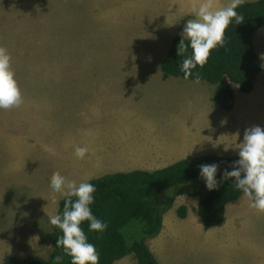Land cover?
<instances>
[{
	"label": "rangeland",
	"instance_id": "rangeland-1",
	"mask_svg": "<svg viewBox=\"0 0 264 264\" xmlns=\"http://www.w3.org/2000/svg\"><path fill=\"white\" fill-rule=\"evenodd\" d=\"M185 15L183 0H0V46L11 54L23 94L19 107L0 110V264L10 256H49L46 233L53 225L47 212L56 210L49 201L55 174L78 181L97 164L105 169L101 176L119 168L165 167L169 164L148 163L152 157L143 141L158 150L167 147L166 136L181 147L172 151L173 162L185 157L180 156L185 136L196 156L230 157L239 153L246 129L264 128L256 103L261 94L250 95L253 87L264 91L261 36L254 47L262 75L247 94L232 83L236 104L230 110L212 104L215 85L172 75L162 79L160 61L171 39L183 36L186 22L194 18ZM89 108L85 123L92 135L102 136H55L62 124L75 123L76 115L84 118ZM76 146L88 148L85 158L75 156ZM135 147L137 161L127 163L123 152ZM128 164L133 165L126 169ZM203 181L190 184L206 190ZM239 199L227 211L230 218L236 214L237 228L204 231L190 216L185 243L170 237L160 264H264V212L249 207L246 196ZM133 260L116 264H136Z\"/></svg>",
	"mask_w": 264,
	"mask_h": 264
},
{
	"label": "trees",
	"instance_id": "trees-1",
	"mask_svg": "<svg viewBox=\"0 0 264 264\" xmlns=\"http://www.w3.org/2000/svg\"><path fill=\"white\" fill-rule=\"evenodd\" d=\"M237 12L243 16L241 23L233 20L225 30L224 45L213 49L207 64L203 68L198 66L188 78L215 85L212 103L214 107L224 110H230L234 105L232 83L241 92H250L261 70L252 36L264 25V0L245 1ZM182 38V35H178L170 41L168 51L160 62L162 79L169 75L184 78L181 64L191 54V49L178 56ZM183 39L184 43H188L186 37ZM238 160L239 154L230 157L213 154L187 156L154 170L117 171L88 180L97 189L92 211L107 224V229L103 232L89 231L87 221L81 227L88 235L89 242L96 246L100 264H113L127 255H132L137 264H159L147 240L160 232L162 215L173 206L179 195L198 197L197 215L204 230L220 226L224 221L226 206L244 195L236 188L235 178L224 180L211 191L192 185L190 181L201 178L200 165L212 163L219 166L217 180L220 181L225 170L238 167L235 164ZM170 188L175 189L169 191ZM64 206L65 199L62 198L56 214H62ZM186 212L184 205L177 208V215L181 218L186 216ZM61 236V230L55 226L46 233L52 246L48 257L10 256L1 264H57L55 258L61 255L63 259L60 264H70V257L56 245Z\"/></svg>",
	"mask_w": 264,
	"mask_h": 264
},
{
	"label": "clouds",
	"instance_id": "clouds-1",
	"mask_svg": "<svg viewBox=\"0 0 264 264\" xmlns=\"http://www.w3.org/2000/svg\"><path fill=\"white\" fill-rule=\"evenodd\" d=\"M245 0H229V3L214 9L212 0H201L199 5H192L191 12L194 19L186 22L183 38L179 43L178 56L191 49L181 64L184 79L193 75L198 66L203 68L207 64L213 49L222 47L225 43V30L235 20L241 23L243 16L237 9ZM11 54L0 46V110L19 107L23 103V94L11 67ZM213 104V103H212ZM238 167L225 170L221 180H217L218 164L200 165V176L208 190L217 189L224 180L235 178L236 188L243 192L249 200V207L264 212V128L254 126L245 130L242 143L239 144ZM88 153L87 147L76 146L74 154L83 159ZM243 173V176H242ZM51 192L59 194L65 199L62 214L49 216V223L62 232L57 239V247L62 248L63 254L70 257V264H100V254L96 246L89 242V237L81 225L87 221L89 231L103 232L107 224L98 219L92 211L95 203L96 186L88 181L77 183L61 174L51 178ZM75 197V199H73ZM52 203H56L55 195ZM57 264L63 256H57Z\"/></svg>",
	"mask_w": 264,
	"mask_h": 264
},
{
	"label": "crops",
	"instance_id": "crops-1",
	"mask_svg": "<svg viewBox=\"0 0 264 264\" xmlns=\"http://www.w3.org/2000/svg\"><path fill=\"white\" fill-rule=\"evenodd\" d=\"M169 1L170 2L171 1L174 2V0H169ZM183 1H185V13H186L185 19H186L188 17V15L191 14L189 12L191 11L192 5L196 4L198 6L199 3L201 2V0H183ZM245 1H253V0H245ZM212 2H213L214 9H218V8H222V7L226 6L229 3V0H212ZM192 16L194 17V14H192ZM253 35H254V37L252 36L253 44H255L254 41H255V39L257 37L261 36L262 39H264L263 36H262V35H264V25L261 28H259L258 30H256L253 33ZM114 74L116 76H118L119 78L122 76L119 73L116 74L114 72ZM259 74H260V72L258 73V75L256 77H259V76L262 75V74L261 75H259ZM233 85L234 84H232V88L234 87ZM118 89L121 90L122 89V85ZM233 91L235 93V88H233ZM254 92H257V93H254ZM250 93H251L250 95H255V94H259V93L261 94L260 97H259V95L256 96V103L260 104L261 107H262V111H261V116H262L261 124H262V123H264V111H263V109H264V91L261 90V87H253V89H252V91ZM245 94H247V93H245ZM111 101H112V99H110V102ZM116 101H117V98H116ZM234 104H236V102H234ZM74 111L75 110H71L69 115H68V117H70L71 114ZM88 113H89V116H87ZM239 113L241 115H243V116H245V115L246 116L247 115L253 116L252 112L247 114V112L243 111V110H239ZM87 114L85 115L84 118L83 117L82 118L81 117L77 118V115H76L75 119L71 120V122L75 121V123H71L70 122L71 125L68 124V126H67V125L62 124L60 128H58V126H57L58 129H56L57 131H55V132H59V135H55V136H102V135H100L99 133H96V132L93 135L90 133V131H92V132H94V131H93V129H89L88 125L85 123L87 119L90 120V118H91L90 117V108L87 110ZM91 114H94V112L92 111ZM94 116H95V114H94ZM95 117H97V116H95ZM135 117H136V120H138V121L141 119L137 113H136ZM97 118L100 120L99 117H97ZM89 124H90V122H89ZM253 124L254 123L251 122L248 125L249 126H253ZM182 125L185 127V122L182 123ZM129 126L130 127H129L128 130H129V135H130L132 127H131V125H129ZM184 135H185V130H184ZM44 136H49V135L45 134ZM104 136H105V134H104ZM165 141L167 143V147L165 145H160L158 147V150L150 149L149 146L147 145V142L143 141V144H144L143 145V149L146 151L147 155H149V153H150L151 157H152V161L148 162L149 164H152V165H155V166H158V165L161 164V166H162V164L164 165V164L173 163V159H172L173 158V153H172V151H174V149L181 150V147L179 146V144L177 142L174 143L172 141V136H166ZM130 150H131L130 148H127L123 152L125 157L127 158L125 161L127 163H129L130 161L136 162L137 161L135 159V157H136V147L132 151H130ZM182 151L183 152L180 153L181 157L182 156H185V157H187V156H196L193 153V148H192V144H191V141L189 139V136H185V149L182 150ZM22 152L28 153L27 151H24V150H22ZM214 155H216V154H214ZM92 162H97V161L96 160H92ZM97 165L89 166V168L84 172V175H82L80 177V178H83V179L82 180L78 179L77 183H80L82 181H88L90 179L96 178V177H94L96 175H99L98 177H100L101 176L100 174L101 173L103 174V171L105 169L103 170L102 167H99ZM129 165L131 166L133 164L126 165V169L128 168ZM134 169H137V168H134ZM118 171H129V170H125L123 168H119ZM115 172H117V171H115ZM54 195L57 198V202H56V209H57L58 202L63 197H61L58 194H52V196H51L49 201L52 200ZM239 200L240 199H238L236 201H239ZM197 202H198V197L197 196L179 195V196H177L175 198L173 206L167 212H165L162 215V225H161L160 232L156 236H154V237H152V238L147 240V244H148L150 250L152 251V253L154 254L155 258L158 260L159 264H160L161 259H162V253H160V251H161V249L164 246H166L169 243L168 239L170 237H175L176 239H179L182 243H185V233H188L190 231L188 229V226L185 225V221L190 216H193V215H195V218H194V222L195 223H198L200 221L199 218L198 219L196 218V217H198V215H197ZM175 203H178L179 205H184L186 207V209H187L186 216L181 218V217H179L177 215V207L178 206L175 205ZM229 204H231V205L235 204L236 205L235 202H231ZM53 211H54L53 209L49 210L47 212L48 216H49L50 213L53 216ZM227 211H228V205L226 206V209H225V216H224L223 223L220 226H218V227H212V228H209L207 230H211L212 232L215 231V232L224 233L226 231H229L232 228H237L238 226H236V224H235V215L236 214L234 216H232V218H230V217L227 216ZM173 212H175L176 214H174ZM54 215H56V210L54 212ZM199 223L202 226L201 222H199ZM201 226L195 224L193 227L198 228L200 230ZM202 229H203V226H202ZM207 230H204V231H207ZM130 257H133V256L132 255H127V256H125V257H123L121 259L116 260L113 264H116L117 262H121L123 260L129 259ZM133 259L135 260L134 257H133ZM134 260H133V262H134Z\"/></svg>",
	"mask_w": 264,
	"mask_h": 264
}]
</instances>
